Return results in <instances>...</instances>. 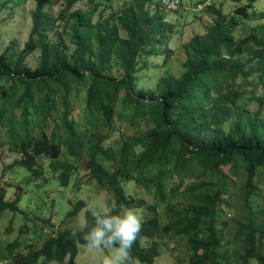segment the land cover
I'll list each match as a JSON object with an SVG mask.
<instances>
[{
    "label": "trees",
    "instance_id": "obj_1",
    "mask_svg": "<svg viewBox=\"0 0 264 264\" xmlns=\"http://www.w3.org/2000/svg\"><path fill=\"white\" fill-rule=\"evenodd\" d=\"M32 1L37 8L25 46L14 39L0 52V127L15 143L9 153L20 156L4 172L22 167L34 180L45 181L50 171L64 187L79 170L87 172L89 185L114 196L107 204L115 205V212L120 205L144 211L131 248L141 264H154L170 243L184 250L175 256L178 264H264V201L254 206L257 187L264 183V116L240 106L251 90L253 100L264 105L257 95L264 88V14L253 9L259 0H227L238 5L229 13L226 0L189 12L192 18L208 15L210 21L205 34L184 44L179 74L168 68L179 22L168 19L160 4L0 0V15ZM35 53L34 63L28 58ZM154 57L162 63L152 64ZM153 71L155 87H149ZM82 93L78 122L73 103ZM19 117L23 131L16 124ZM117 119L136 133L107 146ZM229 182L232 190L241 183V192L225 223L220 211ZM82 186L76 178L75 190ZM11 187L0 179V219L5 212H20L22 194L8 198ZM188 195L194 199L187 200ZM85 209V201L76 202L65 221H75ZM85 219L94 225L89 209ZM45 224L52 228L30 235L31 242L44 236L40 246L22 254L15 252L16 240L7 245L4 259L75 264L82 234L72 236L77 228L56 230L51 220Z\"/></svg>",
    "mask_w": 264,
    "mask_h": 264
},
{
    "label": "rangeland",
    "instance_id": "obj_2",
    "mask_svg": "<svg viewBox=\"0 0 264 264\" xmlns=\"http://www.w3.org/2000/svg\"><path fill=\"white\" fill-rule=\"evenodd\" d=\"M206 0H182V6L191 7L199 2H204ZM223 0H215L216 4L222 3ZM227 6L225 7V11L227 13L233 12L237 8V3L232 1H225ZM64 3V2H63ZM234 4V5H233ZM14 4H9V7H13ZM62 3L58 6H55L53 9L54 15H57L61 11ZM80 5V4H79ZM37 6L34 1L25 6L22 9H16L13 11H6L8 7L2 12L0 15V52L3 49L12 43L14 39H16L21 48L25 46V43L28 41L30 33L33 28V20L32 16L35 12ZM253 9L256 13L264 14V0H259L253 5ZM175 14L173 11L169 12L168 19H176L179 24L173 22L176 26L175 31L179 34L173 36V42L171 43V48L174 50V55L169 62L168 68L175 74H179L182 71V62L185 60V55L183 51V46L188 40L195 35H203L205 34L206 25L210 21V17L208 15H203V18H192V13H185L176 11ZM110 13L107 15L109 17ZM173 24V25H174ZM124 36L125 34L122 33ZM69 39L66 38L67 42ZM38 53L31 55L28 59L31 62H36L38 59ZM152 64H160L162 63L159 58L154 57L151 59ZM156 72H151L149 82L146 83L149 87H155L154 75ZM257 95L263 97L264 100V88H260L257 92ZM84 99V93H82L77 100V102L73 103V111L74 117L80 122L83 112L81 110V103ZM240 106L247 108L251 113H257L258 110H261V114L264 116V105L260 107L258 101L253 100L252 90L246 93L245 100L242 101ZM20 120L16 122L17 125L21 127V130L24 129V120L19 117ZM231 125V122L227 123L224 126L225 130H228ZM53 124L51 128L48 129V132L51 133L53 130ZM0 127V179L2 178V182L4 185H12L11 188H7V197L12 198L15 192H20L22 194V199L19 204L20 212L13 214L9 212H5L2 215V219H0V263L6 257L5 249L8 244L13 243L16 240L20 241V247L15 250V252L20 251L22 254H27L29 249L34 246L38 247L42 244L44 236L40 238L39 236L35 237L34 242H31V232L35 229L40 230L42 228H52L49 224H45V221L51 220L52 224L55 225L56 230H66L71 228H77L78 224L85 221L86 211L90 207H95L98 210L99 205L107 203L109 198H114V196L110 192L105 191H97L94 189L95 187L90 184V177H88L87 172L79 170V174L69 182L67 187L62 186L60 179L58 177H54L52 172H47V177H45V181L42 180H34L32 175L28 173L25 168H16L15 170H11L8 173L4 172V168L11 165L15 160L19 159L20 156L17 154L9 153V146L15 145L14 142L11 143V139H9L8 134H4L1 131ZM147 129V127H144ZM136 131L133 127L125 124L124 121H120L117 119V127L112 132V139L107 141L105 145H117L119 141H121L123 136H132ZM73 161V160H72ZM47 163V162H46ZM48 164V163H47ZM49 165V164H48ZM80 167V166H79ZM225 172H228L229 169L225 168ZM231 171H229L230 173ZM61 174V170L59 171V175ZM233 175V173L231 174ZM81 178V182L83 184L81 190H75L74 184L76 178ZM49 179V180H48ZM232 186L231 182L228 183L229 189ZM240 187L239 184L238 189H230L229 193L224 197L225 203L222 206V210L220 211L223 215L224 222L229 223L232 219L233 212L239 204V195H240ZM132 188V187H131ZM258 192L260 197L258 202L254 205L256 207H261L264 201V194L261 191H264V183L259 184ZM187 200L191 201L194 199L193 196L188 195L186 197ZM83 200L87 203L88 209L83 210L73 222L65 221V216L67 212L73 207V204L76 202ZM162 209V208H161ZM160 210V209H159ZM162 211V210H160ZM143 218H146V215L143 210H141ZM14 222L9 228V223ZM24 232H21V229L24 227ZM26 228L29 231H26ZM8 230V231H7ZM35 230V232H36ZM27 232L29 234H27ZM175 243H170L169 247L163 248V254L155 261L154 264H178L175 260V256L179 252H184L181 248H176ZM163 247V246H162ZM107 254V250L101 252L99 254L89 252L86 250L85 245H79L78 255L75 259V264H96L97 256L103 257ZM3 257V258H2ZM7 264H14V257L8 258ZM186 260L182 261V264H186ZM68 264V261L62 263ZM138 264H141L138 262Z\"/></svg>",
    "mask_w": 264,
    "mask_h": 264
},
{
    "label": "clouds",
    "instance_id": "obj_3",
    "mask_svg": "<svg viewBox=\"0 0 264 264\" xmlns=\"http://www.w3.org/2000/svg\"><path fill=\"white\" fill-rule=\"evenodd\" d=\"M147 1L150 4H160L165 11H179L187 14L200 12L206 5L211 4L210 1L215 0H208L206 3L199 2L191 7L182 6V0H180L176 8H168L163 0ZM198 7L202 8L198 9ZM115 209V205L109 206L107 203L99 205L98 210L90 207L89 211L95 221L94 225L89 226L85 219L84 222L78 224L72 236L81 233L85 248L89 252L99 254L107 250V254L103 257L97 256L96 264H138V258L132 255L131 248L140 236L143 227L141 210L124 205L119 206L118 212H115ZM4 262L7 264L6 259L0 264Z\"/></svg>",
    "mask_w": 264,
    "mask_h": 264
},
{
    "label": "built area",
    "instance_id": "obj_4",
    "mask_svg": "<svg viewBox=\"0 0 264 264\" xmlns=\"http://www.w3.org/2000/svg\"><path fill=\"white\" fill-rule=\"evenodd\" d=\"M163 3L168 8H176L177 6H179L180 0H163ZM200 8H202V7H198V9H200ZM4 264H6V263L4 262Z\"/></svg>",
    "mask_w": 264,
    "mask_h": 264
}]
</instances>
